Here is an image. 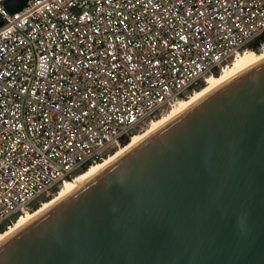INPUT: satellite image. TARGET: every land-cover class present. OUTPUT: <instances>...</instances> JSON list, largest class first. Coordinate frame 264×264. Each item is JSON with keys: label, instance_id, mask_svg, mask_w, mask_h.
<instances>
[{"label": "built area", "instance_id": "1", "mask_svg": "<svg viewBox=\"0 0 264 264\" xmlns=\"http://www.w3.org/2000/svg\"><path fill=\"white\" fill-rule=\"evenodd\" d=\"M7 1L0 230L264 36V0H30L16 13Z\"/></svg>", "mask_w": 264, "mask_h": 264}, {"label": "water", "instance_id": "2", "mask_svg": "<svg viewBox=\"0 0 264 264\" xmlns=\"http://www.w3.org/2000/svg\"><path fill=\"white\" fill-rule=\"evenodd\" d=\"M0 264H264V60L1 241Z\"/></svg>", "mask_w": 264, "mask_h": 264}, {"label": "bare ground", "instance_id": "3", "mask_svg": "<svg viewBox=\"0 0 264 264\" xmlns=\"http://www.w3.org/2000/svg\"><path fill=\"white\" fill-rule=\"evenodd\" d=\"M264 60V54L262 55H256V54H250V53H243L240 54L235 60H233V64L229 65V67L225 68L219 77H208L206 86L201 91L197 92L193 97H190L188 100H181L179 103H177L174 108L166 115H164L160 120L158 121H152L151 126L142 134L132 136L130 143L124 147L117 150L114 154L110 155L108 159L106 158L101 163L94 164L91 166V168L81 174L80 176L76 177L73 180L66 181L60 191L58 192V195L53 198L50 202H46L38 211L35 213H28L26 215H23L22 217H19L18 221L14 223L13 226L9 230H7L4 234L0 235V242L18 231L20 228L28 224L30 221H32L35 217L43 213L45 210H47L49 207L57 203L58 201L62 200L69 194H71L73 191H75L77 188H79L81 185H83L86 181H88L90 178L98 174L100 171H102L104 168H106L109 164L114 162L117 158L122 156L124 153H126L128 150L132 149L136 145H138L141 141H143L147 136L158 130L160 127L177 117L179 114L184 112L186 109L190 108L193 104L198 102L200 99L204 98L226 82L230 81L243 71L247 70L248 68L256 65L257 63Z\"/></svg>", "mask_w": 264, "mask_h": 264}, {"label": "trees", "instance_id": "4", "mask_svg": "<svg viewBox=\"0 0 264 264\" xmlns=\"http://www.w3.org/2000/svg\"><path fill=\"white\" fill-rule=\"evenodd\" d=\"M262 43H264V36L261 37L260 39H258L257 41L253 42L252 44H250V45L247 47L246 50H251L252 52L258 54V53L260 52V48H261V44H262ZM214 76H215V77H218V76H219V73H216ZM204 88H205V83L202 84L201 86H199L198 88H196V89H195V92H196V91H201V90L204 89ZM192 93H194V91H192L191 94H192ZM130 141H131V139H130L129 137L126 138V139H124V140L122 141V148L126 147V146L130 143ZM112 154H114V153H112ZM101 162H102V161H101ZM101 162H99V163H101ZM91 166H93V165H88V166H86V167L80 172V175L83 174V173H85V172H87V171L91 168ZM50 201H51V199H47V200H45V202H50ZM35 210H37V208H36ZM17 219H18V217L14 220V222H16ZM6 231H7L6 228H5V229H1V230H0V233H5Z\"/></svg>", "mask_w": 264, "mask_h": 264}, {"label": "rangeland", "instance_id": "5", "mask_svg": "<svg viewBox=\"0 0 264 264\" xmlns=\"http://www.w3.org/2000/svg\"><path fill=\"white\" fill-rule=\"evenodd\" d=\"M0 21H1V18H0ZM243 53L256 54V53L252 52L251 50H246V51L242 52L241 54H243ZM262 54H264V50H261V52H259V53L256 54V55H262ZM232 64H233V63H232ZM232 64H230V65H232ZM220 74H221V73H219V76H220ZM219 76H218V77H219ZM205 86H206V84H205ZM197 92H199V91H196V92L192 93V94L190 95V97H193ZM190 97H189V98H190ZM189 98H186V99H183V100H188ZM173 108H174V107H171V108L165 110V111L162 113V115L159 116L158 118L154 119V121H158V120H160L164 115L168 114ZM151 124H152V120H149L146 124H144V128H143L142 130L136 131V132L134 133L133 136L144 133V132L147 131V129L151 126ZM119 149H120V148H119ZM119 149H117V150H119ZM117 150H115L113 153H115ZM107 159H108V157H107ZM59 191H60V190H59ZM57 195H58V194H57ZM57 195H55L53 198H55ZM53 198H51V200H52ZM18 219H19V218H18ZM18 219H17V221H18ZM17 221H16V222H17ZM16 222H15V223H16ZM12 226H13V225H12ZM8 230H9V229H8ZM2 234H4V233H0V235H2Z\"/></svg>", "mask_w": 264, "mask_h": 264}]
</instances>
